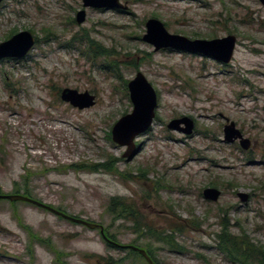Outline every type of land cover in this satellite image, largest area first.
<instances>
[{"label":"rangeland","instance_id":"374dc122","mask_svg":"<svg viewBox=\"0 0 264 264\" xmlns=\"http://www.w3.org/2000/svg\"><path fill=\"white\" fill-rule=\"evenodd\" d=\"M120 3L127 9L84 8L83 0L0 5V44L21 32L36 40L25 60L0 62V194L29 193L99 224L120 246L143 248L158 264H232L218 249L222 223L232 235L243 234L264 248L263 5L259 0ZM82 11L85 22L78 25ZM152 19L170 35L189 40L234 36V58L223 65L199 54L156 52L143 41ZM138 73L155 89L158 107L152 128L135 141L139 153L128 160L112 131L133 111L128 84ZM65 89L90 93L95 107L79 111L65 104ZM183 118L194 123L191 135L168 130ZM231 123L251 142L248 151L239 141L225 142ZM107 165L114 172L101 168ZM206 189L222 193L218 203L204 199ZM240 194L249 196L247 203ZM112 199L132 204L149 229L177 232L183 251L114 222ZM58 252L67 264H109L128 255L109 247L99 231L31 205L0 201V264H59Z\"/></svg>","mask_w":264,"mask_h":264},{"label":"water","instance_id":"95a60500","mask_svg":"<svg viewBox=\"0 0 264 264\" xmlns=\"http://www.w3.org/2000/svg\"><path fill=\"white\" fill-rule=\"evenodd\" d=\"M8 0H0V5ZM175 1H197V0H175ZM264 7V0H259ZM84 8L109 9V10H126L120 0H83ZM76 22L82 25L85 22V12L77 14ZM146 35L143 41L155 48L156 52L161 50H176L185 53L199 54L214 61L229 65L234 58L237 47V39L229 36L223 39L207 40H189L185 37L170 35L165 26L158 20L152 19L146 23ZM36 46V40L29 32H21L10 40L0 44V62L7 60L22 61L25 60ZM128 91L133 111L122 117L114 126L112 131V141L119 147L126 148L124 159L131 160L139 150L135 141L141 135L146 134L153 126L156 109L158 107V96L155 89L147 79L138 73L136 78L128 84ZM61 100L65 104L72 106L79 111L89 110L95 107L96 97L90 93H79L78 91L65 89L61 93ZM185 126L186 129L182 128ZM170 131L182 132L185 135H191L194 130V123L189 118H183L172 121L168 125ZM225 142L233 144L240 143L244 151H248L251 142L244 138L243 134L238 131L234 123L227 126L224 131ZM204 197L207 201L218 203L221 198V192L216 189H207L204 191ZM239 198L242 203H247L249 196L240 194ZM0 201L10 203H22L36 207L42 211L50 213L64 221L80 225L90 231H99L101 237L107 239L105 228L99 224L91 223L79 218L61 212L49 205L34 200L23 195H1ZM139 254L147 264H156L148 253L134 246H117Z\"/></svg>","mask_w":264,"mask_h":264},{"label":"trees","instance_id":"16d2710c","mask_svg":"<svg viewBox=\"0 0 264 264\" xmlns=\"http://www.w3.org/2000/svg\"><path fill=\"white\" fill-rule=\"evenodd\" d=\"M103 52V51H102ZM99 56H103V54H99ZM106 172H114V168L111 165L101 166ZM93 171V170H91ZM17 191H19L17 189ZM2 195V194H1ZM16 195H22L20 192H16ZM23 196L32 198L29 193H25ZM61 212H64L60 209H57ZM66 213V212H64ZM109 214L113 217L114 222H124L126 224H130L128 228L131 233L138 235L140 238L149 237L153 239L156 243L165 245L170 248V250L174 252H182L183 248L178 244L175 234L178 235L174 230L167 232H160L153 229H149V227L144 223V220L141 216H139L138 212L135 210V207L126 203L125 201L119 199H112L109 207ZM222 233L216 235L217 244L219 252L232 263V264H264V248L255 245L250 238L244 236L243 234L240 236H235L230 233V226L225 223L221 224ZM106 233H108L115 242H117L114 235L109 233L108 229H105ZM181 232V231H178ZM147 234V235H146ZM30 237L31 234H29ZM40 240V239H39ZM38 243H42L43 241H37ZM111 245V244H109ZM114 250L120 251L121 249H117V247L109 246ZM143 249V248H142ZM126 251V249H123ZM146 251V250H145ZM151 259L158 264L155 260V257L149 252L146 251ZM127 257L113 260L111 259V263L109 264H130V261L139 260L142 264H147L146 261L137 253L128 251ZM59 264H67L62 262L60 259V253H55Z\"/></svg>","mask_w":264,"mask_h":264},{"label":"flooded vegetation","instance_id":"af4514ba","mask_svg":"<svg viewBox=\"0 0 264 264\" xmlns=\"http://www.w3.org/2000/svg\"><path fill=\"white\" fill-rule=\"evenodd\" d=\"M227 123H229V121H227ZM169 130V129H168ZM224 131H225V129H224ZM174 132H178V131H174ZM180 133H182V132H180ZM224 137H225V134H224ZM138 148V150H139V147H137ZM251 148V147H250ZM207 190V189H206ZM217 190V189H216ZM219 191V190H218ZM221 196H222V193H221ZM203 197H204V192H203ZM204 199H205V197H204ZM206 200V199H205ZM207 201V200H206ZM208 202H210V201H208ZM211 203H213V202H211ZM105 233H106V231H105ZM106 236H107V239L110 241V243L109 242H106L105 240V242L107 243V245L108 246H112V247H117V246H120L118 243H116L115 241H114V239H112V237L108 234V233H106ZM109 244H111V245H109ZM135 247V246H134ZM117 249H119V247H117ZM121 250L120 251H125V250H123V248H120ZM127 251V250H126ZM129 251V250H128Z\"/></svg>","mask_w":264,"mask_h":264}]
</instances>
